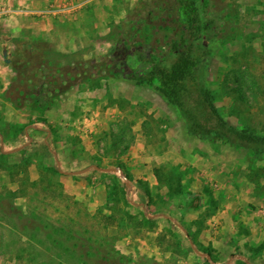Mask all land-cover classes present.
I'll return each mask as SVG.
<instances>
[{"label":"rangeland","instance_id":"374dc122","mask_svg":"<svg viewBox=\"0 0 264 264\" xmlns=\"http://www.w3.org/2000/svg\"><path fill=\"white\" fill-rule=\"evenodd\" d=\"M81 3L17 10L14 26L0 5V264H264V200L226 183L247 177L264 191V151L193 132L133 77L137 52L175 59L178 0ZM202 11L213 107L264 133V0Z\"/></svg>","mask_w":264,"mask_h":264},{"label":"trees","instance_id":"16d2710c","mask_svg":"<svg viewBox=\"0 0 264 264\" xmlns=\"http://www.w3.org/2000/svg\"><path fill=\"white\" fill-rule=\"evenodd\" d=\"M206 4L207 0H178L171 19L175 23V36L171 37L170 46L176 54L175 59L163 63L155 53L147 50L137 52L134 80L138 84L154 87L177 109L187 127L192 126L193 132L219 135L230 144L259 154L264 151V133L236 128L221 117L213 107L209 91L202 81V70L209 51L202 40L210 34L211 27V20L202 11ZM197 46L205 51L202 55L197 52ZM190 83L194 84L193 88L189 86ZM194 92L200 100L194 104L191 102L193 106L190 101Z\"/></svg>","mask_w":264,"mask_h":264},{"label":"crops","instance_id":"0c3cea01","mask_svg":"<svg viewBox=\"0 0 264 264\" xmlns=\"http://www.w3.org/2000/svg\"><path fill=\"white\" fill-rule=\"evenodd\" d=\"M52 1L55 6L58 7H67L69 9H76L77 5H82L81 0L74 2L73 0L67 2L66 0H0V5L7 7V12H14L8 14L6 17L7 20L10 22V25L14 26L18 25V23L22 22L23 16L20 13H17L18 11L24 10H32V12L36 11H42L44 3ZM15 7V8H14ZM76 7V8H75ZM81 8V7H80ZM50 16H31V19H33L34 22H36L37 25H43L48 21V18ZM14 24V25H13ZM17 28V27H16ZM18 30V29H17ZM20 30V29H19ZM18 32V31H17ZM14 33V32H12ZM7 43V42H6ZM226 183L230 186V194L238 195V192L244 193V197H246V200L249 202H252L250 204H260L264 200V191L262 190L261 186L251 181V179H248L247 177H229V179H226ZM260 227L263 229L261 230V233L259 232V242L263 245V248L260 252L259 260L264 262V228L261 226V221L259 222ZM251 229H253V226H250Z\"/></svg>","mask_w":264,"mask_h":264},{"label":"water","instance_id":"95a60500","mask_svg":"<svg viewBox=\"0 0 264 264\" xmlns=\"http://www.w3.org/2000/svg\"><path fill=\"white\" fill-rule=\"evenodd\" d=\"M56 165L59 166V162H58V161L56 162ZM94 167H95L96 169H98V170H104V171H108V170L119 171V169H118L117 167H99V166H96V165H94ZM60 171H62V170H60ZM63 172H65V171H63ZM124 179H125V182H126V184H127V183H128L127 178H124ZM207 256H208V255H207Z\"/></svg>","mask_w":264,"mask_h":264},{"label":"built area","instance_id":"2783aa9c","mask_svg":"<svg viewBox=\"0 0 264 264\" xmlns=\"http://www.w3.org/2000/svg\"><path fill=\"white\" fill-rule=\"evenodd\" d=\"M260 214H261V226L264 228V207L261 208Z\"/></svg>","mask_w":264,"mask_h":264}]
</instances>
